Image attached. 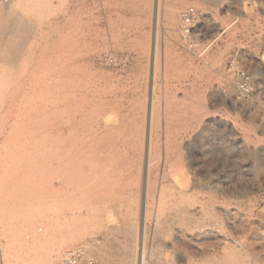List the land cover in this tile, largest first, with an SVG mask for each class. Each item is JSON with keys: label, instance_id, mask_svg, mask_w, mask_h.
I'll list each match as a JSON object with an SVG mask.
<instances>
[{"label": "rangeland", "instance_id": "1", "mask_svg": "<svg viewBox=\"0 0 264 264\" xmlns=\"http://www.w3.org/2000/svg\"><path fill=\"white\" fill-rule=\"evenodd\" d=\"M175 1L160 0L156 15L153 0H16L0 21V52L30 22L18 64L0 63V264H54L87 243L107 264H132L124 249L137 246L130 224L137 211L139 233L143 205L148 264H264V0L185 4L200 14L193 47L167 19ZM98 158L115 174L101 225Z\"/></svg>", "mask_w": 264, "mask_h": 264}, {"label": "bare ground", "instance_id": "2", "mask_svg": "<svg viewBox=\"0 0 264 264\" xmlns=\"http://www.w3.org/2000/svg\"><path fill=\"white\" fill-rule=\"evenodd\" d=\"M153 1H154L153 10L155 11V14L157 15V13L159 11V8H160V0H153ZM214 1L217 2L219 0H214ZM15 3H16V0H0V21L3 22L4 20L9 19V16L12 14V12L14 10ZM187 3H190V4L194 5L195 7L200 8V9L203 8L202 3L199 0H192V1H190V0H176L175 3L170 5L165 11L167 19L170 22H174L176 20L178 21V24H177L178 25V30L177 31H178L180 39L183 41V43H185L186 41L184 40V38H182V36L180 34L179 25L181 23V13L186 7L182 11H179V9L182 6H184L185 4H187ZM29 29H30V22H28L27 19L22 18L20 23H19V25H18L19 33L16 34V35L13 34L12 38H7V40L5 41V44H4L5 47L2 50V52H0V63L11 67V65L13 63H17L18 61H20L19 60L20 59V57H19L20 47L25 44L26 37H28V34H29L28 33ZM223 30H224V32L226 31V29H223ZM222 33L223 32H219L217 30V33L214 35V37L212 39H210L209 44H212L213 42H215L217 40V38ZM13 38H15L16 40H13ZM156 38H157V35H156V22H155V24H154V35H153V38H152L153 39V47H154V49H155V45H156ZM209 44H208V46H209ZM202 52L203 51H201V54H202ZM153 53H154V50H153ZM198 56H200V55H198ZM101 59H102V57H101ZM103 65H105V64H103ZM123 67H121V68H123ZM4 95H5V93H4ZM7 96H8V94H7ZM152 127H153V119H152V115L150 113V115H149V126H148V131H147L148 141H147V145H145V149H144V152H143V162H142L143 172H144V179L142 178L143 179V184H144V198H146L148 196L149 192H150L149 191V185H150V183L152 184V176L154 175L153 174V170H152V168H154V167H152V164L155 163V161L153 162V160L155 158H154V154H153V150H152V146H151V143H152V132H153ZM159 158H160V154L158 153L157 156H156L157 161L159 160ZM168 159H169V156H168L167 152L162 154V160L160 162H161V164H163V168H165L166 163L168 162ZM111 168L112 167L109 164L107 167H105V170H104V167H103V165L101 163V159L98 158V160L96 161L95 175H96V180H97L96 183H97V185H96V189L94 191L95 199H94V210H93V215L92 216H93V219L96 221V223L100 224V225L102 223L107 222L106 217H105L106 209L103 210L104 205L102 203L103 202L102 197H103L104 191H105V193L107 195V194L111 193L112 189H113V178L112 177L115 174L112 175L114 172H113V170H111ZM104 171L107 172L108 177H107V182L103 184V179L102 178H103ZM114 171H116V170H114ZM111 175H112V177H111ZM102 205H103V207H102ZM134 213H135V217H134L135 225H133L131 223L130 227H135V233L133 235V239H134L133 241L135 242L137 240V246H136V243H135V245H131V246L130 245H126L127 249L125 247L124 250L125 251L127 250L126 257L131 259L132 264H148L147 263L148 262L147 261V257H146V254H145V249H144L145 248L144 247V221H145V217H144L145 208H144V205H143V211H142L141 217L139 219L140 220V225H139L140 226V231H139V233H138V231L136 232V221L138 220L137 219L138 218L137 217V211H135ZM184 213L186 214V212H184ZM189 217L186 215L185 218H184L186 223H187V225H191L192 222H193L192 221L193 219H191ZM197 223H198V221H197ZM36 242H38V241H33L32 244H28V245H26L24 247L25 248H30ZM83 247H85L90 253H93L94 257H95V255H97V257L99 256V258L101 259L102 264H107V258L104 255V253L101 254L99 249L96 248L95 246L93 247V245L91 243H87L86 245H83ZM241 257H243V255L239 254L237 258L239 259ZM50 259L51 258H49V256L48 257H40V258L35 260L34 264H50V262L52 261V260L50 261ZM234 264H241V263L239 261H236Z\"/></svg>", "mask_w": 264, "mask_h": 264}, {"label": "built area", "instance_id": "3", "mask_svg": "<svg viewBox=\"0 0 264 264\" xmlns=\"http://www.w3.org/2000/svg\"><path fill=\"white\" fill-rule=\"evenodd\" d=\"M200 14L193 6H187L181 13L179 31L189 47L197 46L196 29L199 23ZM104 61L112 62V58H104ZM125 62V60H123ZM118 66L121 63L117 64ZM227 72L236 83L239 95H249L252 85L248 74L236 66L234 61L230 62ZM54 264H98L95 257L83 246L77 245L68 248L63 252L60 259Z\"/></svg>", "mask_w": 264, "mask_h": 264}]
</instances>
